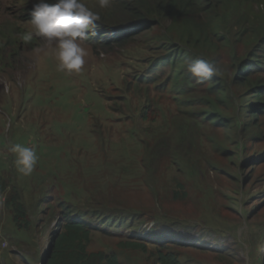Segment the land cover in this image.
Segmentation results:
<instances>
[{
  "label": "rangeland",
  "instance_id": "obj_1",
  "mask_svg": "<svg viewBox=\"0 0 264 264\" xmlns=\"http://www.w3.org/2000/svg\"><path fill=\"white\" fill-rule=\"evenodd\" d=\"M38 2L0 0V187L17 186L27 218L17 226L0 191L1 264H41L64 206L95 225L88 251L121 264H159L160 243L181 264H264V0L213 5L196 44L169 17L140 26L119 0H83L100 20L79 74L20 39ZM195 59L221 74L196 83ZM30 140L25 177L7 148Z\"/></svg>",
  "mask_w": 264,
  "mask_h": 264
},
{
  "label": "trees",
  "instance_id": "obj_2",
  "mask_svg": "<svg viewBox=\"0 0 264 264\" xmlns=\"http://www.w3.org/2000/svg\"><path fill=\"white\" fill-rule=\"evenodd\" d=\"M235 0H119V8L125 12L131 24L135 21L140 26L151 25L152 19L149 17H169L174 24L183 27V32L187 40L193 43L201 42L205 38L208 28L213 25L212 11L213 5L228 6ZM200 14L201 17H199ZM137 27H129L116 34V40L122 39L125 35L136 30ZM107 32V31H106ZM109 32V31H108ZM207 36V35H206ZM105 37V38H103ZM111 35L102 36L100 44L110 41ZM95 37L88 41L96 43ZM206 40V38H205ZM87 41V42H88ZM247 82V81H244ZM256 97L262 100L261 91L256 92ZM255 113L252 117L258 116L264 109L261 102L256 104ZM0 191L6 192L5 205L9 207L13 214V221L17 226L26 225V210L21 201V193L17 186L11 185L8 189ZM61 221L56 222L53 227L48 245L42 253L41 264H121L114 253L104 251H88L87 245L91 238V233L95 230V225L86 222L78 215H74L70 209L63 207L61 210ZM59 219V217L57 218ZM123 247L146 250L144 244L138 242H124ZM157 249V261L159 264H181L176 254L170 251L166 245L159 244ZM45 258V259H44ZM1 264V262H0Z\"/></svg>",
  "mask_w": 264,
  "mask_h": 264
},
{
  "label": "clouds",
  "instance_id": "obj_3",
  "mask_svg": "<svg viewBox=\"0 0 264 264\" xmlns=\"http://www.w3.org/2000/svg\"><path fill=\"white\" fill-rule=\"evenodd\" d=\"M98 4L101 8H107L111 0H98ZM29 14L31 30L20 35L22 42L28 44L34 37L43 39L48 45H54L52 51L59 71L81 73L88 56L83 45L97 35L100 15L86 6L83 0H54L52 3L39 0ZM185 63L187 71L198 84L221 74V68L206 59L188 60ZM7 152L14 156L13 164L18 174L27 177L34 172L39 155L37 145L31 140L28 145L11 144Z\"/></svg>",
  "mask_w": 264,
  "mask_h": 264
},
{
  "label": "water",
  "instance_id": "obj_4",
  "mask_svg": "<svg viewBox=\"0 0 264 264\" xmlns=\"http://www.w3.org/2000/svg\"><path fill=\"white\" fill-rule=\"evenodd\" d=\"M45 259V258H44Z\"/></svg>",
  "mask_w": 264,
  "mask_h": 264
}]
</instances>
